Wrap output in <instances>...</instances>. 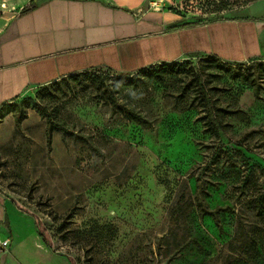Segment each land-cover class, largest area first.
<instances>
[{"label": "rangeland", "instance_id": "obj_1", "mask_svg": "<svg viewBox=\"0 0 264 264\" xmlns=\"http://www.w3.org/2000/svg\"><path fill=\"white\" fill-rule=\"evenodd\" d=\"M29 1L0 0V28ZM259 1L145 9L197 25L242 19ZM174 63L179 74L161 80L145 73L163 64L70 74L2 107L0 238L10 243L0 264H264V58ZM251 74L259 97L243 81ZM198 76L224 134L210 126Z\"/></svg>", "mask_w": 264, "mask_h": 264}, {"label": "crops", "instance_id": "obj_2", "mask_svg": "<svg viewBox=\"0 0 264 264\" xmlns=\"http://www.w3.org/2000/svg\"><path fill=\"white\" fill-rule=\"evenodd\" d=\"M148 1L34 0L21 13L29 1L0 28V110L31 87L83 71L137 72L186 53L237 63L264 58V0L242 19L177 29L179 18L146 10Z\"/></svg>", "mask_w": 264, "mask_h": 264}, {"label": "trees", "instance_id": "obj_3", "mask_svg": "<svg viewBox=\"0 0 264 264\" xmlns=\"http://www.w3.org/2000/svg\"><path fill=\"white\" fill-rule=\"evenodd\" d=\"M35 5L34 0H32L30 2V4L28 6H26L21 13H24L26 11H28L32 6ZM195 24H190V23H179L176 25H173L171 27V29H177V28H185V27H189V26H193ZM198 25V24H197ZM151 68V67H150ZM179 70H180V65H178V63H174V64H163L162 68L159 71H152V72H148L145 73V76L148 77H153L155 79H159L161 80L165 74L172 76V75H176L179 74ZM263 75H264V70L262 71ZM125 76H129L128 74H124ZM243 81L245 83H247L248 85L252 86L255 90V94L257 97H259V87L256 84V80L255 77L251 74V75H245L243 77ZM125 85H131L133 82L131 80L126 79L125 81H123ZM204 81H203V77L202 76H198L197 77V82H196V88H197V93L199 96L202 97L204 103H205V107L208 113V117L210 120V126L212 127L213 130H215L217 133L219 134H224V127L222 125V123L220 122V120L218 119L217 116V109L215 108L214 102L212 101L210 92L205 88L204 85ZM129 115L132 116V119L137 121L138 123L147 124V121L139 116L138 114H134L133 112H129ZM46 116V115H45ZM50 130L51 131H63V129L59 126L56 125V123H54L52 120H50ZM259 215L262 216L264 218V212L262 209L259 210Z\"/></svg>", "mask_w": 264, "mask_h": 264}, {"label": "built area", "instance_id": "obj_4", "mask_svg": "<svg viewBox=\"0 0 264 264\" xmlns=\"http://www.w3.org/2000/svg\"><path fill=\"white\" fill-rule=\"evenodd\" d=\"M148 68H150V67H148ZM9 243H10L9 239L2 240L0 238V247H1V249L5 250L8 247Z\"/></svg>", "mask_w": 264, "mask_h": 264}]
</instances>
